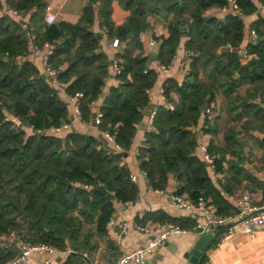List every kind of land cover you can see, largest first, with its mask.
<instances>
[{
    "label": "trees",
    "instance_id": "1",
    "mask_svg": "<svg viewBox=\"0 0 264 264\" xmlns=\"http://www.w3.org/2000/svg\"><path fill=\"white\" fill-rule=\"evenodd\" d=\"M114 1L131 13L124 22L112 20ZM227 1L89 0L76 24L48 25L44 0H0V264L19 255V243L78 252L89 248L94 231L105 234L115 201L138 200L139 189L124 155L132 150L150 109L149 91L158 80L157 68L172 65L183 38H187L184 47L190 69L181 86L173 79L164 83L163 94L174 110L168 105L155 110L153 129L145 132L139 149L140 168L154 190H166L172 176L177 195L193 203L203 197L220 214L235 213L226 195L235 194L243 180L257 182L242 165L243 159L250 158L245 150L256 145L264 148V18L258 17L250 27L258 42L247 45L249 59L243 61V19L229 12L222 20L204 21L208 10L221 9ZM259 1L264 5V0ZM237 2L244 16L258 9L254 0ZM9 10L25 18V24L6 13ZM151 17L168 22L166 37L153 35L157 68L141 41L142 34L152 31ZM97 19L108 40L124 45L115 57L121 70L115 77L118 85L105 98L112 63L101 49ZM31 44L53 48L48 64L58 72L57 81L67 86L69 97L83 95L82 122H92L95 105L104 98L98 132L113 134L123 153L106 147L99 136L53 131L71 123L69 107L34 64L17 63L18 57L29 55ZM207 97L209 108L222 99L213 120L200 110ZM201 118L202 133L214 138L207 154L215 174L224 176L216 182L210 166L197 154L198 134L193 129ZM101 187L113 199L101 193ZM167 223L188 229L196 225L188 219ZM223 233L224 229H217L211 245Z\"/></svg>",
    "mask_w": 264,
    "mask_h": 264
},
{
    "label": "crops",
    "instance_id": "2",
    "mask_svg": "<svg viewBox=\"0 0 264 264\" xmlns=\"http://www.w3.org/2000/svg\"><path fill=\"white\" fill-rule=\"evenodd\" d=\"M47 7H51L52 13L56 16V22H66L76 24L84 11L89 0H44ZM257 6V11L249 16L241 15L246 25V35L241 45L240 51L246 49L248 43V35L251 25L258 17L264 18V5L259 0H254ZM99 4L96 5L98 11ZM131 13L118 1L112 3V20L115 23H121L130 17ZM226 14L221 12V9L212 8L205 14V18L224 19ZM152 31L141 35V41L145 48V54L151 56L152 65L158 67V63L153 61V55L157 48H152L150 42L154 41L153 35L157 37L167 36L168 22L162 18L151 17ZM95 31L101 36V49L108 55L113 64L116 54L123 50L124 45L118 49L112 47V40H108L106 35L99 29L98 19L95 22ZM187 38H183L180 47L178 48L176 57L167 71L159 68L158 80L154 87L149 91L150 109L155 111L158 107L167 106L168 103L163 94V85L168 79H173L179 86L185 81V78L190 69V60L188 53L185 50V42ZM231 50L230 47L227 48ZM30 53L21 60L17 59L18 64L31 62L44 75V67L42 64L43 51L39 56L31 55ZM64 66L62 69H65ZM50 81L52 87L58 90L60 97L68 104L71 117V130L82 134L100 136L98 128L93 126V119L90 124L82 122L74 116V99L66 94V85L60 84L57 80ZM118 85V81L114 76V71L111 69V77L104 88L103 97L108 94L109 89ZM101 98L96 105L101 106L104 98ZM174 98L177 99L176 95ZM222 105V99L219 97L212 107L208 109L209 119L213 120L219 113ZM169 106V105H168ZM204 118H201L198 127L194 128L198 134V150L197 154L204 160L202 147H208L210 141L214 139L209 134H204L201 131ZM143 124L144 129L139 128L135 137L132 150L124 158V164L130 171V176H135L137 181L135 184L139 189V198L136 202H128L122 204L115 201V213L112 219L116 222V226H106L104 235H99L93 232V238L90 241V247L82 251H74L70 247L66 249H56L53 254L32 255L27 264H38L43 260H50L51 264H115L117 259L128 250L138 249L145 246L152 238V233L145 234L132 230L125 237H119V224L122 222L128 223L132 228L136 226H151L156 227L162 223H167L170 219H188L186 214L169 204V196L176 194L178 184L176 180L170 176L166 190H154L148 184V179L144 176L140 168L137 158V152L143 145L145 132L151 131L153 127L150 125V116L145 113ZM221 135V134H220ZM219 135V142L222 139ZM245 155L250 156L249 159H243V167L257 181L243 180L238 187L237 192L233 195H242L249 193L252 195L254 203L260 205L264 201V148L256 145L253 148H246ZM205 161V160H204ZM206 162V161H205ZM213 181L223 179L222 174H213L211 168L209 170ZM231 195H226L228 198ZM231 203V202H230ZM233 206V204L231 203ZM234 207V206H233ZM235 209V208H234ZM189 220V219H188ZM188 229V228H185ZM188 234H179L170 237L163 245L157 247L149 256L150 264H190L192 251L199 240V236L193 232V228ZM18 244V248H20ZM199 264H264V227L256 229L251 236L239 234L228 241H216L211 245L200 258Z\"/></svg>",
    "mask_w": 264,
    "mask_h": 264
},
{
    "label": "built area",
    "instance_id": "3",
    "mask_svg": "<svg viewBox=\"0 0 264 264\" xmlns=\"http://www.w3.org/2000/svg\"><path fill=\"white\" fill-rule=\"evenodd\" d=\"M6 12V11H5ZM221 12L223 14H228L229 12H233L237 15H242L241 8L237 2V0H228L227 5L221 8ZM2 11H0V14ZM6 13L12 15L17 21H20L25 24L26 19L23 18L16 11L9 10ZM45 22L48 25H52L56 22V16L52 13L51 7L46 8L45 12ZM258 42L257 33L255 30H251L248 35V44L256 45ZM150 46L152 48H157V45L154 41L150 42ZM112 47L114 49H118L120 47V43L117 39L112 42ZM231 48V46H228ZM247 47V46H246ZM43 51L42 55V64L44 67V75L47 78L55 81L57 80L58 72L49 66V58L53 55V48L50 47L49 44H45L43 48H38L36 45L31 44V55H35L36 57L40 55ZM240 55L242 56L243 61H247L249 59V54L247 49L240 51ZM25 56L18 57L19 60L24 58ZM112 69L114 71V76L120 74L121 70L118 66L116 60H114L112 64ZM160 69L163 71H167L168 68L165 66H160ZM83 97L81 93L75 95L74 99V116L81 120V112H80V99ZM100 107L95 105V113L96 118L94 120L96 128L102 124L103 114L100 111ZM168 109L173 111L174 105L170 104ZM155 116V111H153L150 115V125H153V119ZM71 129V125L69 123H64L60 127L54 128L53 131L56 134H63ZM99 135L107 142L109 148H111L115 153H123L122 148L116 143L115 136L111 134L109 131H103L99 133ZM202 154L206 163L210 166L211 172L215 174L213 159H211L207 154V147H202ZM139 156V151L137 152V158ZM144 176H146L145 172H143ZM132 182H136L137 179L135 176H130ZM229 201L233 204L235 208V213L233 214H220L218 208L212 203L211 200H207L203 197L199 198L196 203L191 202L185 196L172 194L169 196V204L186 214V217L189 220H194L196 225L193 228V232H195L199 237L204 236L206 234L212 233L215 236V231L217 229H224V233L220 236L219 241L224 242L228 241L231 238L235 237L239 234H245L251 236L253 232L261 227H264V201L257 205L254 203L252 195L249 193H244L242 195H231L229 197ZM116 226V222L111 219L108 222V227ZM119 237H125L132 230L149 234L152 233V238L148 241V243L138 249H132L126 251L122 254L115 264H150L148 261V256L159 246L163 245L170 237L179 235V234H188L191 230L182 228L173 223H164L160 224L156 227L151 226H136L131 227L128 223L122 222L119 224ZM19 255L7 262L6 264H27L30 257L32 255H46L55 253L56 249L50 245L37 243H21L19 248ZM38 264H51L50 260H43Z\"/></svg>",
    "mask_w": 264,
    "mask_h": 264
},
{
    "label": "water",
    "instance_id": "4",
    "mask_svg": "<svg viewBox=\"0 0 264 264\" xmlns=\"http://www.w3.org/2000/svg\"><path fill=\"white\" fill-rule=\"evenodd\" d=\"M237 16L239 18H241V15L240 14L237 15ZM204 21L207 22L208 19L207 18H204ZM98 36L101 39V36L100 35H98ZM152 60L153 61L156 60L155 53L153 55V59ZM43 76H44V78H47L46 75H43ZM208 100H209V97H207V99L204 102L203 106L200 108L201 112H203V113H206L208 111V109H209V107H208ZM146 115L147 116H150L151 115V111H147L146 112ZM95 118H96V114H93L92 119H93V126L94 127H96L95 122H94ZM140 128L141 129H144L145 128V125L142 124ZM38 135H40V134H38ZM98 139L101 141L102 144H104L106 147H108L107 142L101 136H99ZM124 156L127 157V154H125ZM99 191L101 193H103L104 195H107L109 199H113V197H114L113 195L108 194L107 190L104 189L103 187H101L99 189ZM214 240H215V238H214V235L212 233H209V234H206L204 236H201L199 238L198 242L196 243L195 248L192 251V256H191V259H190V264H199L200 258L206 252V250L211 246V244L213 243Z\"/></svg>",
    "mask_w": 264,
    "mask_h": 264
},
{
    "label": "rangeland",
    "instance_id": "5",
    "mask_svg": "<svg viewBox=\"0 0 264 264\" xmlns=\"http://www.w3.org/2000/svg\"><path fill=\"white\" fill-rule=\"evenodd\" d=\"M224 128V127H223ZM221 135H220V138L223 140V133H220ZM254 135H256V136H258V134H254ZM259 137V136H258Z\"/></svg>",
    "mask_w": 264,
    "mask_h": 264
}]
</instances>
